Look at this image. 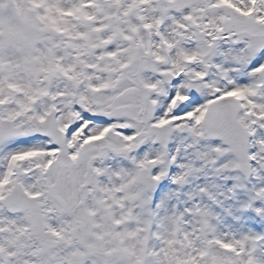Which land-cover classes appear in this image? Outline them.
<instances>
[{
	"label": "snow or ice",
	"instance_id": "6c2138e0",
	"mask_svg": "<svg viewBox=\"0 0 264 264\" xmlns=\"http://www.w3.org/2000/svg\"><path fill=\"white\" fill-rule=\"evenodd\" d=\"M0 264H264V0H0Z\"/></svg>",
	"mask_w": 264,
	"mask_h": 264
}]
</instances>
